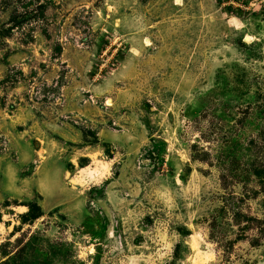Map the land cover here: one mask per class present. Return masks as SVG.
<instances>
[{
    "label": "rangeland",
    "instance_id": "1",
    "mask_svg": "<svg viewBox=\"0 0 264 264\" xmlns=\"http://www.w3.org/2000/svg\"><path fill=\"white\" fill-rule=\"evenodd\" d=\"M263 9L0 0V264H264Z\"/></svg>",
    "mask_w": 264,
    "mask_h": 264
},
{
    "label": "trees",
    "instance_id": "2",
    "mask_svg": "<svg viewBox=\"0 0 264 264\" xmlns=\"http://www.w3.org/2000/svg\"><path fill=\"white\" fill-rule=\"evenodd\" d=\"M263 11H264V9H263ZM41 215V213H37V214H35V215H33L32 217H38V216H40Z\"/></svg>",
    "mask_w": 264,
    "mask_h": 264
}]
</instances>
